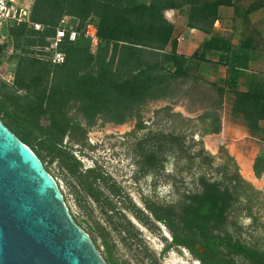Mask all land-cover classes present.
<instances>
[{"label": "trees", "instance_id": "obj_1", "mask_svg": "<svg viewBox=\"0 0 264 264\" xmlns=\"http://www.w3.org/2000/svg\"><path fill=\"white\" fill-rule=\"evenodd\" d=\"M16 2L19 7L29 9L33 23L56 26L63 17L70 16L77 21L80 32L75 42L66 40L61 45L60 50L66 54L63 65L55 66L39 58L21 56L15 89L1 87V121L39 158L40 151L52 158L59 157L72 163L70 169L78 174V162L63 149L67 136L77 139L85 138L87 134V129L74 117L81 118L89 128L100 118L124 125L133 119L139 107L160 92L167 91L170 81L191 78L192 62H212L208 55L220 54L218 65L226 67L228 74L225 88L211 85L222 96L227 93L235 95L233 112L246 117L251 132L264 131L260 124L264 121V91L259 86L247 93L238 91L242 72L248 67L246 58L252 40L237 47L228 40L213 37L187 57L178 52L180 38L176 27L164 15L167 10L190 6L188 26L211 34L219 17V8L234 7L237 12L240 9L237 2L240 1L191 0L185 4L172 0H152L149 4L142 0ZM253 10L256 7L248 9V13ZM89 24L98 29L99 44L95 50L83 33ZM4 34L8 41L0 46V53H4L10 44L15 51L24 46H46V39L54 35V31L40 34L27 24L11 23ZM23 52L28 54V51ZM120 73L133 77L118 80ZM26 78L30 79L29 83ZM25 90L28 92L21 93ZM72 103L79 105L73 118L70 117ZM199 119L206 124L205 135L222 132L218 111L207 112ZM187 121L191 123L193 120ZM150 140V144H139L144 173L151 171L156 178L159 177L165 170L167 154L179 152L188 156L199 171L194 175L195 189L184 192L177 189L175 203L147 202V211L156 222L169 228L175 245L190 249L203 264H238L233 257H241L247 264H264V251L249 247L228 231L225 235L214 233L224 230L230 217L240 211L252 216L262 195L242 177L234 157L221 147L223 162L215 167L216 157L206 152L203 142L193 140L188 145L187 135L156 133ZM199 145L201 148L192 153V149ZM102 170L99 166L81 176L87 179L85 183L91 190L94 181L105 179L103 172H98ZM254 172L259 179L264 176V147L255 160ZM109 263L119 264L112 258Z\"/></svg>", "mask_w": 264, "mask_h": 264}, {"label": "rangeland", "instance_id": "obj_2", "mask_svg": "<svg viewBox=\"0 0 264 264\" xmlns=\"http://www.w3.org/2000/svg\"><path fill=\"white\" fill-rule=\"evenodd\" d=\"M142 1L150 3L152 0ZM172 1L185 4L191 0ZM133 19L137 20L136 17ZM38 49L24 46L15 51L10 44L4 53H0V96L1 87L15 89L20 57L40 58L42 52ZM23 51H28V54ZM193 73L189 79L170 81L167 91L160 92L139 107L133 119L124 125L105 122L100 118L96 125L89 128L81 118L74 117L87 129V134L85 138L77 139L67 136L63 149L75 157L78 174L70 169L72 163L59 157H49L40 151L41 161L59 182L75 220L92 237L108 264L110 258L119 264L196 262L191 253L183 248L171 247L167 253L164 252L173 245L172 235L163 225L156 223L147 211L150 200L161 204L175 203L177 189L181 192L194 190V175L199 173L196 165L181 152L167 154L165 170L159 177L156 178L151 171L144 173L139 144L152 143L150 138L156 133L187 135L188 145L193 140L203 142L206 152L216 157L215 167L223 162L220 158L221 147L234 157L242 177L262 195L252 216L245 211L232 215L225 231L240 238L249 247L264 251V176L259 179L254 172L255 160L264 147V131L251 132L246 117L233 112L235 95H220L210 80L202 78L206 73L201 68H194ZM196 76L201 77L198 79ZM131 77H126L124 73L117 75L118 80ZM29 81L26 78V83ZM78 107L70 104L71 118ZM210 111L220 113L221 135L204 134L206 124L199 117ZM187 119L193 121L189 123ZM200 148L201 145L194 147L192 153ZM35 150L38 151L37 148ZM245 165H250L251 172ZM99 166L103 170L98 172H103L105 179L94 181L91 190L85 183L87 179L81 176H86L89 169ZM239 264L244 263L241 261Z\"/></svg>", "mask_w": 264, "mask_h": 264}, {"label": "water", "instance_id": "obj_3", "mask_svg": "<svg viewBox=\"0 0 264 264\" xmlns=\"http://www.w3.org/2000/svg\"><path fill=\"white\" fill-rule=\"evenodd\" d=\"M0 264H108L59 182L1 119Z\"/></svg>", "mask_w": 264, "mask_h": 264}, {"label": "crops", "instance_id": "obj_4", "mask_svg": "<svg viewBox=\"0 0 264 264\" xmlns=\"http://www.w3.org/2000/svg\"><path fill=\"white\" fill-rule=\"evenodd\" d=\"M237 2L240 9L236 12L234 7L221 6L219 8V17L211 29V34L203 32L199 28L188 26V17L190 6L182 9L167 10L164 12L165 18L175 25L179 44L178 52L187 57H191L202 43L209 41L213 37L228 40L233 46H240L247 40H252L248 56L247 69L242 72L239 92L247 93L256 86L264 91V0H233ZM149 4V3H148ZM256 7V10L248 13V9ZM220 54L215 56L208 55L207 58L212 61L198 64L192 62L191 68L193 75L194 68H201L202 78L210 80L213 84L225 88L227 80V68L218 65ZM200 79L201 76H196ZM231 93H227L229 95ZM261 127L264 128V121H261ZM222 133V132H221ZM212 134V135H221ZM226 134V130H224Z\"/></svg>", "mask_w": 264, "mask_h": 264}, {"label": "built area", "instance_id": "obj_5", "mask_svg": "<svg viewBox=\"0 0 264 264\" xmlns=\"http://www.w3.org/2000/svg\"><path fill=\"white\" fill-rule=\"evenodd\" d=\"M11 23L27 24L29 28L40 34L45 33L47 30H53L54 35L46 39L48 44L38 47V50L42 52L39 59L55 66L63 65L66 62V54L60 50L61 45L66 40L75 42L80 36L77 21L70 16L63 17L56 26L33 23L30 21L28 8L19 7L16 0H0V46L7 43L6 39L8 37L4 34V30ZM83 33L86 38L91 40L92 50L97 49L99 44L97 27L94 24H89Z\"/></svg>", "mask_w": 264, "mask_h": 264}, {"label": "flooded vegetation", "instance_id": "obj_6", "mask_svg": "<svg viewBox=\"0 0 264 264\" xmlns=\"http://www.w3.org/2000/svg\"><path fill=\"white\" fill-rule=\"evenodd\" d=\"M154 221H155V220H154ZM155 222H156V221H155ZM156 223L163 225V226H164V227H165V228L171 233L172 238H173V234H172V232L169 230V228H168L167 226H165L163 223H160V222H156ZM222 232H225V234H226L225 228H224V230H222V231H215L214 233L218 235V234H222ZM228 232H229V231H228ZM229 233H230V232H229ZM225 234H222V235H225ZM230 234H231V233H230ZM231 235H232V234H231ZM232 236H233V235H232ZM171 247H178V248H183V249L188 250V251L191 253V255L194 257V260H195L196 262H198L199 264H203L202 260H201L199 257L195 256V255L193 254V252H192L190 249H188V248H186V247H182V246H177V245H175L174 238H173V245H172V246L170 245V246H169L164 252L167 253ZM165 253H164V254H165ZM225 253H226V251H225ZM229 258H231V257H229ZM234 258H235V260L238 262V264H239V262H241V261H242V263L247 264V263L244 261V259L241 258V257H233V259H234Z\"/></svg>", "mask_w": 264, "mask_h": 264}, {"label": "bare ground", "instance_id": "obj_7", "mask_svg": "<svg viewBox=\"0 0 264 264\" xmlns=\"http://www.w3.org/2000/svg\"><path fill=\"white\" fill-rule=\"evenodd\" d=\"M245 168H249L250 171V165H245ZM251 172V171H250ZM251 174V173H250ZM195 264H199L198 262H195Z\"/></svg>", "mask_w": 264, "mask_h": 264}]
</instances>
